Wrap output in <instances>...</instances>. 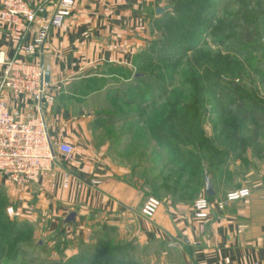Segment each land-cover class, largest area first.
Masks as SVG:
<instances>
[{
	"label": "rangeland",
	"instance_id": "obj_1",
	"mask_svg": "<svg viewBox=\"0 0 264 264\" xmlns=\"http://www.w3.org/2000/svg\"><path fill=\"white\" fill-rule=\"evenodd\" d=\"M165 6L131 73L86 83L102 89L86 104L97 150L106 149L147 199L174 197L193 210L207 175L218 180L223 162L264 136V0ZM244 105L256 110L242 116ZM36 201L21 217L0 201V264H183L169 242L127 238L95 211L66 223L70 213L44 215L31 208Z\"/></svg>",
	"mask_w": 264,
	"mask_h": 264
},
{
	"label": "crops",
	"instance_id": "obj_2",
	"mask_svg": "<svg viewBox=\"0 0 264 264\" xmlns=\"http://www.w3.org/2000/svg\"><path fill=\"white\" fill-rule=\"evenodd\" d=\"M29 1L44 6L45 12L26 28L0 15V52L39 67L42 73L50 72L44 103L49 135L54 144H72L75 153L66 158L56 152L55 166L42 174L33 189L17 187L0 174V201L5 199L23 212L35 198L31 208L35 204L44 215L47 209L56 216L58 211L61 215L95 211L125 230L127 238L169 242L183 264H264V136L256 145L242 147L234 162H223L218 180L210 173L214 198L241 187L251 188L252 195L216 210L208 220L195 217L192 203L174 197L164 199L155 215L145 218L141 209L148 194L129 180L123 167L108 160L106 149L94 145V117L86 103L102 89L86 83L131 73L150 40L152 24L161 17L157 9L166 7L165 0H79L61 26L51 25L60 0ZM45 26H50L45 42L30 52ZM4 70L0 65V80ZM3 97L21 120L34 114L33 97L17 99L8 89ZM92 179L101 183L93 185ZM35 216L31 221L38 220ZM56 223L53 218L52 228Z\"/></svg>",
	"mask_w": 264,
	"mask_h": 264
},
{
	"label": "built area",
	"instance_id": "obj_3",
	"mask_svg": "<svg viewBox=\"0 0 264 264\" xmlns=\"http://www.w3.org/2000/svg\"><path fill=\"white\" fill-rule=\"evenodd\" d=\"M79 0H60L51 25L61 26L69 17ZM45 12L42 5L32 4L29 0H0V15L4 21L29 27L40 14ZM50 26L43 30L29 47L34 52L42 45L49 33ZM0 65L5 67L0 80V174L9 183L20 188H35L42 174L55 166L56 152L70 158L75 147L69 143L54 144L51 141L44 103L47 100L44 72L39 67L25 62L9 59L0 52ZM10 90L17 99L33 97L36 101L34 114L28 120H21L19 112L11 110L3 97ZM95 183H100L94 180ZM252 195L249 187H241L214 199L207 195L200 197L193 205V212L200 220L210 219L216 210H225L230 204L245 200ZM162 202L154 197L146 200L142 215L152 218ZM12 217H21L23 212L14 206L9 207Z\"/></svg>",
	"mask_w": 264,
	"mask_h": 264
},
{
	"label": "water",
	"instance_id": "obj_4",
	"mask_svg": "<svg viewBox=\"0 0 264 264\" xmlns=\"http://www.w3.org/2000/svg\"><path fill=\"white\" fill-rule=\"evenodd\" d=\"M170 8L168 7H164V8H158L157 9V14L158 15H163L165 14L167 11H169ZM137 77H140L141 74H136ZM44 80L45 82L49 83L51 81V74L49 71H44ZM206 193L208 196L210 197H213L215 196L216 194V191H215V188H214V185L211 181V178L209 175H207L206 177ZM76 217H77V212L76 211H72L70 212V214L67 216L66 218V223H70V222H74L76 220Z\"/></svg>",
	"mask_w": 264,
	"mask_h": 264
},
{
	"label": "trees",
	"instance_id": "obj_5",
	"mask_svg": "<svg viewBox=\"0 0 264 264\" xmlns=\"http://www.w3.org/2000/svg\"><path fill=\"white\" fill-rule=\"evenodd\" d=\"M165 15V14H164ZM143 75H141L140 77H142ZM140 77H137V78H140ZM158 81V80H157ZM256 110V108H251V107H249V106H242V108H240V113H241V115L242 116H249L252 112H254ZM111 117H115V115L114 114H112V116ZM223 161L222 160H220V162L219 163H222ZM210 197V196H209ZM212 198V197H211ZM214 198V197H213Z\"/></svg>",
	"mask_w": 264,
	"mask_h": 264
}]
</instances>
